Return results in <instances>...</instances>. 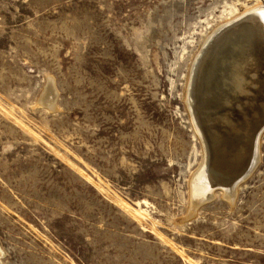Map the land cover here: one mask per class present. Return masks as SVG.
Wrapping results in <instances>:
<instances>
[{
    "label": "rangeland",
    "instance_id": "obj_1",
    "mask_svg": "<svg viewBox=\"0 0 264 264\" xmlns=\"http://www.w3.org/2000/svg\"><path fill=\"white\" fill-rule=\"evenodd\" d=\"M256 2L0 0V264H264V131L233 200L196 205L185 100Z\"/></svg>",
    "mask_w": 264,
    "mask_h": 264
},
{
    "label": "bare ground",
    "instance_id": "obj_2",
    "mask_svg": "<svg viewBox=\"0 0 264 264\" xmlns=\"http://www.w3.org/2000/svg\"><path fill=\"white\" fill-rule=\"evenodd\" d=\"M261 6L262 1L257 0L235 19L223 23L209 37L190 69L186 108L204 153L201 167L192 179V199L196 205L206 196L214 197L216 187L225 189L227 198L233 200L239 184L259 161L264 131ZM223 113L227 117H222ZM216 114L218 120L212 121ZM222 165L230 173H226L227 169L220 171ZM243 175L245 178L240 181Z\"/></svg>",
    "mask_w": 264,
    "mask_h": 264
},
{
    "label": "water",
    "instance_id": "obj_3",
    "mask_svg": "<svg viewBox=\"0 0 264 264\" xmlns=\"http://www.w3.org/2000/svg\"><path fill=\"white\" fill-rule=\"evenodd\" d=\"M220 114V116H221V114H222V112L221 113H219ZM219 114H216V116H215V119L214 120H212V121H215L216 119L218 120V116H219ZM222 117H227L226 116V114H224L223 113V116ZM220 125V124H219ZM218 128V127H217ZM216 128V129H217ZM220 130H221V128H220ZM253 166H255L254 164L252 165V167ZM207 168H210V165H208V167ZM252 169V168H251ZM207 170V169H206ZM208 170H210V169H208ZM242 175V174H241ZM239 177H241V176H239ZM245 178V175H243L241 178H240V181L242 180V179H244ZM237 180V179H236ZM238 181H239V179H238ZM234 189V188H233ZM232 192H234V191H232ZM213 197H205V198H203V200H201L200 202H198V203H202V202H205V201H208V200H211Z\"/></svg>",
    "mask_w": 264,
    "mask_h": 264
}]
</instances>
